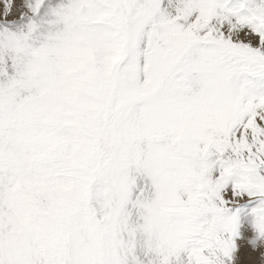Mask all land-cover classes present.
<instances>
[{"label":"snow or ice","instance_id":"snow-or-ice-1","mask_svg":"<svg viewBox=\"0 0 264 264\" xmlns=\"http://www.w3.org/2000/svg\"><path fill=\"white\" fill-rule=\"evenodd\" d=\"M161 3L0 33V264H234L243 200L264 237V0Z\"/></svg>","mask_w":264,"mask_h":264},{"label":"rangeland","instance_id":"rangeland-1","mask_svg":"<svg viewBox=\"0 0 264 264\" xmlns=\"http://www.w3.org/2000/svg\"><path fill=\"white\" fill-rule=\"evenodd\" d=\"M34 2L35 0H30V3L32 5L34 4ZM66 2L67 0L58 2V5L53 7V9L57 8L61 3ZM224 2L226 3V7L236 8L239 7L241 3H245L246 0H224ZM174 3L175 0H173V4ZM26 6L27 5L25 3V7ZM161 6L169 7L168 0H162ZM40 9L43 10L41 5ZM0 10H4V0H0ZM10 10H12L11 15L9 12H7L6 15L4 14V17H0V33H3L5 30L14 33L26 32L28 24L34 23L37 25V27L33 31L32 37L35 42L38 41V43H36L38 45L51 34L55 33L60 27H62V25L54 23V21H56L57 19L54 15H52L51 18L46 17L42 20L43 24L39 25L37 23V20L40 18H38L37 15L34 19L33 17L35 16L32 15V10H24L23 0H11ZM47 10H51L50 7H48ZM169 10L174 12V8L169 7ZM29 12L30 15H28ZM1 15L2 14L0 13V16ZM29 17H32L34 20H28L27 18ZM20 19L23 20L20 21ZM210 151L212 152V155H210L208 159L210 161L215 160L216 156L214 151L211 149ZM213 173L215 174V166L213 167ZM256 203L257 202L255 200H243L231 206V210L234 211L238 217L237 235L234 237V243L236 245L234 251V264H264V260H261V253L264 252V237H257L252 226L251 209L256 205ZM253 239H256L255 250H253V246L250 243V241H252ZM138 255L142 257V252H140L139 250ZM181 256H183V253H181ZM142 258L145 260L146 264L147 258Z\"/></svg>","mask_w":264,"mask_h":264},{"label":"bare ground","instance_id":"bare-ground-1","mask_svg":"<svg viewBox=\"0 0 264 264\" xmlns=\"http://www.w3.org/2000/svg\"><path fill=\"white\" fill-rule=\"evenodd\" d=\"M60 1H62V0H42V3H41V7L43 8V10H41L40 9V7H39V9L40 10H37V12L36 13H33L32 12V15L33 16H35V17H33L34 19L36 18V16L38 15V18H40V19H38L37 20V23L40 25V24H43V22H42V20L43 19H45L46 17L47 18H51V16L53 15L52 14V9H53V7H55L56 5H58V2H60ZM23 2H24V10H31V7H29V5H32L31 3H30V0H23ZM25 3H26V7H25ZM48 7H50V9L51 10H47L48 9ZM11 11L12 10H10L9 11V13H10V15H11ZM3 12V13H2ZM0 13L2 14L0 17H4L6 14L4 13V10H0ZM5 14V15H4ZM9 15V16H10ZM28 15H30V12L28 13ZM32 17L30 18H27L28 20H34ZM1 19V18H0ZM23 19H20V21H22ZM55 27V26H54ZM41 41H43V40H41ZM36 43H38V41L36 42ZM252 205V204H251ZM248 225V224H247ZM241 230V229H240ZM242 232V231H241Z\"/></svg>","mask_w":264,"mask_h":264}]
</instances>
